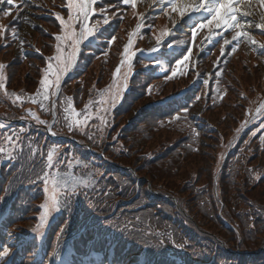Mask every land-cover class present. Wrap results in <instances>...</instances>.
Returning a JSON list of instances; mask_svg holds the SVG:
<instances>
[{"label": "trees", "instance_id": "1", "mask_svg": "<svg viewBox=\"0 0 264 264\" xmlns=\"http://www.w3.org/2000/svg\"><path fill=\"white\" fill-rule=\"evenodd\" d=\"M32 57L26 56L30 62ZM24 58H17L8 67L9 96L21 94L23 88L27 94H33L35 90L30 85L38 80L26 82L27 74L20 77V73L26 70ZM99 66L94 75L89 73L83 81L72 86V101L77 108H82L81 111L89 104L95 113L99 99L96 91L106 84L112 63L108 61ZM11 83L15 84L14 87L10 86ZM0 103L7 104L4 105V113H8L6 116L11 121L19 118L16 114L20 117L26 114L23 111L27 108H39L37 103L19 108L15 101L5 97H0ZM232 105L235 111L228 112L227 116L232 113L230 120L236 124L235 117H242L243 111L239 103ZM119 111H116V117H109L105 129L95 126L96 116L91 119L89 127L79 133L75 127L65 131L64 122H59L55 126L60 138L48 136L44 127L25 120L21 125L26 138L18 152L13 151L14 147H6V137L2 136L0 171L5 180L11 177L6 183L8 188L4 197L13 196V192L18 191L14 197L19 203L14 202L17 210L9 220L8 229L11 228L15 234L27 233L33 228L41 208V196L30 194L27 188L32 186L41 190L43 182L33 181L37 175L42 176L47 171L49 152H52L54 161L72 152L74 157L91 161L98 179L96 190H112L107 199L97 191L86 193L78 214L85 221L89 218L90 222L113 228V233L121 241L124 239L122 252L127 243L131 244L121 256L125 261L136 263L142 258L154 257L159 258L161 264H173L167 256L173 259L187 253L189 263L264 264V144L261 139L242 136L223 170L217 172L218 153L224 146L223 142L216 139L206 152L207 148H202L194 133L181 139L184 130L195 127L191 120L180 119L174 128H163L153 112H145L131 127L124 128L123 123L132 109L125 110L123 114ZM217 114L216 121L222 126L225 136L224 144H228L236 127L230 126L221 110ZM204 135L212 138L209 133ZM87 143L92 145V151L103 152L104 156L93 155ZM8 153L12 157L6 164ZM15 170L19 172L12 175ZM141 176L147 180L138 181L136 177ZM4 185L0 177V196ZM170 214L181 224L168 222ZM138 216L140 221L136 219ZM76 220L78 217H73V221ZM63 224L62 221L61 226ZM247 234L252 243L243 242ZM210 239L223 244L224 248H212L213 244V252L204 254V250L210 248H198V243ZM249 252L251 254L246 255Z\"/></svg>", "mask_w": 264, "mask_h": 264}, {"label": "snow or ice", "instance_id": "2", "mask_svg": "<svg viewBox=\"0 0 264 264\" xmlns=\"http://www.w3.org/2000/svg\"><path fill=\"white\" fill-rule=\"evenodd\" d=\"M26 3L27 0H24ZM159 4L161 5V10H164V6H168L171 8V12L179 14L181 18H186L190 16L192 13H199V12H206L208 14L207 17L204 19L207 21L205 24L204 22L198 23L195 27L191 28V31L193 33V36L196 35L197 29H203L206 26L215 25L217 29L224 28V29H231L233 26L236 29L241 28V24L238 21V17L236 14V8L235 3L238 2V0H158ZM14 0H0V5L7 4L10 8L13 5ZM78 3L79 9L75 12L74 15V8L76 7V4ZM97 0H68L67 3V9H68V21L66 22L63 20L59 14H57V19L60 21V24L62 26V31L65 32L63 36L57 35L55 39L60 41H70L72 50L65 56L62 53L61 45L58 43L56 46V52L57 55L55 57L49 58V60H55L58 63L63 62L64 68L63 69H57L58 75L55 80V84L57 88H59V82L61 79V74L63 72H66L67 70H70L71 67L75 64L76 61V55L79 52V45L86 40L88 37H91L94 35L96 31H98V27H88L87 26V20L89 16L92 14V5L96 4ZM117 3L123 6L131 5L133 7L136 6L137 0H117ZM261 6H264V0H260ZM2 10V9H0ZM103 9H101V12L103 13ZM6 15L9 13H5ZM261 18L264 19V13L261 14ZM146 19V18H145ZM78 23L80 26V30L77 32L73 28V24ZM103 24L107 25L109 24V18L107 15L104 16ZM147 26V25H145ZM257 27H261V25H256ZM137 29H141L142 25L137 24ZM177 27V26H176ZM67 29V30H66ZM170 32L161 33V37L170 35ZM247 32L242 31H235V34L231 37V41L225 39L224 44L229 45L232 41H239V38L242 36H247ZM114 40L115 37H112ZM211 39V38H210ZM111 43V41H109ZM161 43V39L157 38V47L153 48L151 52L156 53L159 50V45ZM132 45V40L129 39L128 45L124 48V58L125 61H130L132 59V56L129 55V46ZM171 48V45L168 46ZM264 47V46H261ZM233 51H235V48H233ZM188 52H191V48L188 49ZM223 53V49H222ZM189 59V56L185 54L183 56V60H177L176 64L180 68L181 73L183 72V63L184 61H187ZM4 65L0 64V69H3ZM53 69V64L50 62L48 64V71L51 72ZM119 71V69H117ZM115 75V73H114ZM172 75H177V71L173 69ZM217 77L221 75L220 72L216 73ZM127 78V74L125 75V79ZM40 87L37 89V95H40L41 89H47L50 87V81L47 78V74L45 75V78H42L39 81ZM4 78L0 76V88H4ZM126 87V84H125ZM121 94V90L118 89L115 93V96L113 97L112 106L115 107L116 103H118V99L116 97H119ZM55 95V93H53ZM45 99H47V96H45ZM199 99V97H197ZM40 107L43 109L45 105L41 103ZM261 110H264V103L260 105V107L257 109V112H260ZM187 109H185V112ZM31 115L35 116V113H31ZM37 122L40 124H45L46 122L43 120H40L37 118ZM247 121L245 122V124ZM244 125H241L243 127ZM4 125L0 124V128H3ZM68 127L71 129L72 125L69 124ZM261 127H264V125H261ZM49 130H51V126L49 127ZM195 131V130H194ZM55 134V133H53ZM92 139V137H89ZM113 139H116L115 137ZM264 139V137H262ZM3 149H0V152H2ZM47 160L49 162V165H51V162L53 160V154L52 152H49L47 154ZM48 173L45 172L42 176L37 175L36 179L33 181L34 183L37 181H42L44 184V192L46 194V199L43 204L40 205V207L43 209V213L40 217L41 227H45L47 223L49 222V217L54 218V214H60L62 211H67L70 214L73 211V198L76 195L78 184L72 183L71 186H68V182H65V187L63 188V191H59L58 187L54 188L52 190V195H47L49 192L48 188ZM260 177L257 176V179ZM84 187H89L88 184H84ZM7 191V189H5ZM99 192L105 199L110 197L112 195V190L109 189L108 191L100 192V190H96ZM137 221L141 220V217L136 218ZM109 226H112V222H107ZM72 224V219H68L64 221L63 226L60 227L57 237L58 239L62 237L65 232L68 230L69 226ZM81 227L88 229H97L98 226L95 224H88L87 222L80 225ZM127 227V226H126ZM106 229V228H105ZM36 229H33V232H36ZM42 235V233H41ZM0 261H3L4 258L8 257L10 254V248L6 245H0ZM51 256H56L58 258V254L53 252ZM35 264H50V261H45L43 258L38 259ZM64 264H71V261H64Z\"/></svg>", "mask_w": 264, "mask_h": 264}, {"label": "rangeland", "instance_id": "3", "mask_svg": "<svg viewBox=\"0 0 264 264\" xmlns=\"http://www.w3.org/2000/svg\"><path fill=\"white\" fill-rule=\"evenodd\" d=\"M154 2L157 1V4H158V0H153ZM39 3H42V4H45V2L42 0V1H39ZM141 8H145L147 5V1L146 0H140L138 3H137ZM161 6H159V8L157 7V5L155 7H151L150 8V12L149 14H161L159 12L163 11V10H160ZM239 17H238V21L239 23L241 24V28L240 29H236L234 28V32L227 36L226 38H230L232 37L234 34H235V31L237 30H242V32H247L248 35L245 36V54L248 55L249 57L251 56H255V58L257 60L260 61V64L258 67H260V71H256L254 70L251 74L247 75L244 80V86H245V83L249 80H252L254 81V79H257V77H259L261 74L264 73V56H263V50H264V47H261V46H264V44L261 42V41H258L255 39V34L258 30V27L256 26V23L257 21H260L262 22V18H261V14L263 13L262 10L260 9L259 5L256 3L255 0H253L250 4L248 5H243V2L239 5ZM42 9V8H41ZM35 13H40L38 12L36 9L34 10L33 8H27L26 9V12L22 18V22H21V27L18 28L17 30V34L19 35V38H20V42H22V40H25L26 37H32L34 36L35 39H40L39 42H43L44 41V44L47 45V42L50 41V37H40L38 33H36L35 31V26L38 24L39 26L41 24H43V21L39 20L36 16H35ZM248 13V17L246 18L245 14ZM167 14V18H168V22L169 24L170 23H173V21H175L177 18H178V15L176 13H173L171 11H169ZM251 15V16H249ZM161 23V21H159ZM43 27L46 29H52V27L48 24H45L43 25ZM37 30V29H36ZM228 40V39H227ZM26 41V40H25ZM153 41V38L152 37H149L148 40H147V43L148 45H150ZM52 50V51H51ZM22 51H24V49L22 48L21 45H16V48H15V53L16 54H19L21 53ZM46 55H47V61L45 63V66L43 69H41V75L38 79V82H34L32 83L31 88L33 89H36V92H37V89L40 87L39 85V81L42 79V78H45V75L47 74V78L48 80L50 81V87L47 88V89H41V93H40V96L41 97H44V105H47L48 102L54 97L53 93H55V90H56V84L54 83L55 80H56V77L58 75V71L57 69H62V64L61 62H57L55 60H49V58L51 57H55L53 54L55 52V50L53 49H45L44 50ZM51 51V52H50ZM50 52V53H49ZM242 57V56H241ZM238 60H233L232 63L234 62V64L231 63L232 65V71L235 69V67H239V64L237 62ZM52 63L53 64V69L51 72L48 71V64L49 63ZM126 62V61H125ZM128 62V61H127ZM100 66L98 63L94 64V67L91 68L89 70V73L90 75L93 73V75L95 74V71L96 69H99ZM25 74H27V81L28 82L29 80H36L37 79L35 77H37L38 75V71L37 70H30V69H26L24 70L23 72L20 73V77H23ZM63 74V73H62ZM62 74H61V77H62ZM30 75V76H29ZM103 75V74H102ZM0 76H2L4 78V84L6 83V74H5V71L0 69ZM104 76V75H103ZM121 78V77H120ZM6 80V81H5ZM21 83H22V80H21ZM14 83H11V87H14ZM22 87V85H21ZM0 89H4V88H0ZM120 89V81H117L115 82L112 90L110 91L109 90V93L107 94V96L105 97V100H104V103L103 105L101 106V109H100V113L98 114V116L101 118V119H106V115L105 113L107 112V110L110 108L111 106V103L113 101V97L115 96V93L117 92V90ZM7 91V89H6ZM1 95H3V92L0 91ZM37 96V94H36ZM45 96H47V99H45ZM7 98H9L8 96H5ZM15 99H19V101L21 103H27L29 102L30 100L32 101H35V97L33 96H21L20 98L19 97H14ZM117 98V97H116ZM71 97L69 96V98H65L63 97V99L61 100V105L66 109V113H67V123L66 125L64 126V129L67 130L69 127L68 125L71 124L72 127H75L78 131H84L85 128L87 127V125L89 124L90 120L92 119V113L90 111V106L85 108V110L83 112H81L79 110V108L76 110V111H73L72 112V102H71ZM5 106H7V104H4ZM4 105L3 103H0V113H4L3 111L5 110L4 108ZM27 113L31 115V113H35V110L34 109H30V108H27ZM33 116V115H32ZM37 118H39L40 120H43L45 121L46 123L45 124H40L37 122ZM33 119L36 123H38L39 125H41V127H48L49 126V122H50V117H47L45 116L44 113H41L38 111V113H35V116H33ZM4 136L6 137V140L8 143H16L17 139H18V133L16 130H11V129H8V130H5L4 132ZM2 145H0L1 147ZM209 147H207V150L206 152H209ZM11 153H8L7 154V158H11L12 156L10 155ZM67 164H68V169H65L64 167L61 168V169H58L59 171L55 174V168L59 167V164L57 162L54 161V159L52 160L51 162V165L48 164V188H49V192L47 195H52V190L54 188H57L58 187V190L59 191H63V188L65 187V182H68V186H71L72 183H76L78 184V188H84V183L87 182L89 180V174H86L85 172H80V171H85L87 168V165L84 164V162H82L80 160L79 157H75L73 160H72V156L68 157L67 160H66ZM77 167L78 170H74V167ZM54 177V178H53ZM89 185L90 188H92V190H94V187H95V181L94 179H92L90 182L87 183ZM64 186L63 188H60L61 186ZM41 196V204H43L45 202V199H46V194L45 192L43 191L42 193L39 194ZM214 196H215V191H214ZM43 213V209L41 208V210L39 211V218L41 217ZM56 215V214H54ZM170 219H168L167 221L168 222H171L173 224V222H177L178 224H181L180 220H176L174 218V216H172L171 214L168 215ZM52 217H49V222L51 221ZM161 220H164L163 218ZM248 233V232H247ZM205 241V240H204ZM238 241H239V238H238ZM245 241H250L251 243L253 242L252 238L250 236H248V234L246 235V237H244L243 239V242ZM196 242V241H194ZM241 242V241H239ZM197 243V242H196ZM198 248L199 247H206V248H210V249H206L204 250V254H209V253H212V248H215V249H222L224 248L223 247V244L219 243V242H213L211 239L209 241H205V242H201V243H198ZM212 248H211V245H213ZM243 247H245V244L243 243ZM185 256H188L187 253H184ZM67 257L64 256L61 264H64V261H66Z\"/></svg>", "mask_w": 264, "mask_h": 264}]
</instances>
